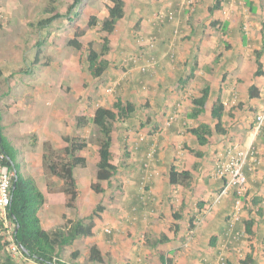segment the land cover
I'll return each instance as SVG.
<instances>
[{
  "label": "crops",
  "instance_id": "1",
  "mask_svg": "<svg viewBox=\"0 0 264 264\" xmlns=\"http://www.w3.org/2000/svg\"><path fill=\"white\" fill-rule=\"evenodd\" d=\"M124 2L123 25L117 24L109 37L111 56L119 63L118 55L124 52L143 57L152 54L157 65L146 75L138 71L122 78L123 95L133 103L135 112L128 122L121 123L118 135L114 134L117 145L123 149L119 155L121 163L113 162L118 167L116 203L112 210L106 208L101 219L96 220L93 237L76 240L65 249L92 239L91 243L97 245L104 256L110 252L119 262L118 257L122 254V260L129 259L130 264H161L158 251L164 252L171 264H200L212 260L219 251L227 255L223 250V232L234 197L231 194L214 205L215 197L224 185L214 173L232 151L250 147L257 150L256 158H250L245 172L250 200L259 202L257 208L264 210V134L254 130L256 117L264 108V76H254L256 64L249 65L252 70L250 80L241 76L245 62L249 63L254 52L264 45V0H219L220 6L213 13L210 9L217 0H195L192 6L184 0ZM108 5L109 0H89L86 4L88 16H96L102 22L108 16ZM161 11L175 13V20L160 25L155 16ZM176 31L180 34L176 35ZM151 38L156 39L153 49L147 47ZM262 62L264 70V58ZM131 69L128 72H132ZM141 83L150 84L152 91L139 93L137 86ZM251 86L259 90V97L249 98ZM207 87L210 97L205 112L197 119L190 118L193 100ZM217 100L225 105L222 122L226 134L215 131L209 143L201 146L191 130L200 124L215 130L217 122L212 118V109ZM12 110L3 111L6 114L0 112L4 135L17 150L21 173L34 177L45 196V205L38 214L42 228L47 232L55 231L67 220H74L66 207V196L58 189L53 190L54 185L60 186V183L50 177L43 166V143L60 140L61 119L56 115L59 112L52 103V108L42 113L41 121L37 123L31 112L26 115L17 111V117L13 118ZM172 117L175 120L169 124ZM36 133L43 142L41 146V141L30 139ZM140 137H144L143 142ZM190 149L203 156L197 157ZM151 150L155 151V157L145 173L144 164ZM112 152L114 157L113 149ZM82 155L87 158V166L80 167L82 171L78 175L74 170L82 192L78 208L86 199L79 177L86 176L85 169L89 167V158L84 151ZM172 168L191 172L193 178L188 188L170 184L168 174ZM50 182L54 184L51 189ZM261 218L256 217L260 224L255 225V222L253 227L250 240L254 246L264 241ZM105 220L107 224L103 223ZM108 228L113 231L115 242L127 244L126 241L131 239L132 248L124 250L122 246L113 245L104 253L101 244L106 245V240L110 239L105 231ZM103 231L108 234L107 238ZM161 234L167 235L170 241L152 247L151 239H157ZM213 237L217 238L214 244ZM25 262L35 264L30 260Z\"/></svg>",
  "mask_w": 264,
  "mask_h": 264
},
{
  "label": "rangeland",
  "instance_id": "2",
  "mask_svg": "<svg viewBox=\"0 0 264 264\" xmlns=\"http://www.w3.org/2000/svg\"><path fill=\"white\" fill-rule=\"evenodd\" d=\"M88 2L89 0H82L80 5L69 14V17H73L71 22L69 18H66V15L73 0H0V112L7 111L8 113L13 109L10 112L13 118L17 117V111L26 115L31 112L33 118H37V123H39L42 113L52 108L53 103V107L55 106L59 112L56 115L61 119L60 140L58 143H52L53 148L61 151L66 146L62 140V137L66 135L79 137L81 141L88 143L84 152L89 158V167L88 170L85 169L86 176L80 175L79 177L80 186L86 199L81 201L79 208L68 209L69 215L74 220L91 215L98 205L112 210L118 192L115 177L111 184L107 182L104 184L106 188L104 194H96L91 190L89 183L91 179L94 180L96 175L99 133L91 123L83 129L76 127L77 118L86 117L91 120L98 107L112 108L118 99L123 98L124 102L129 100L123 95L122 78L126 74H136L139 71L135 67L133 70L123 64L125 58L133 55L131 52H124L118 55L119 63L113 55L110 54L111 57H107L112 65L103 78L94 79L90 76L83 58L89 48V43L93 44L95 50L100 51L104 34L99 31L98 27L88 28L89 16L86 7ZM45 9L62 15V18L55 20L49 28L42 30L37 26L38 21L44 16L53 15L46 14ZM76 13L79 16L75 18ZM74 24L82 25L87 30L86 35L79 39L83 44L81 51L68 45L69 40L74 37ZM118 25L121 27L123 24L119 21ZM37 42L41 43L40 49L42 50L38 62L35 58L39 48L35 46ZM253 64L255 65L254 56L251 57L249 63L245 62V66L242 68L244 70L241 76L247 80L252 78V70L249 65ZM130 69L132 72H128ZM137 89L139 93L152 91L150 84L146 83L139 84ZM121 123V121L116 123L115 136L121 129ZM34 138L41 141V146L43 142L37 133L30 136V139ZM113 150V162L118 160V163H121L119 155H122V146L116 144ZM18 161L20 162L19 158ZM40 167L39 163V171ZM80 171H82L80 167L75 169L77 175ZM250 207L251 205L245 207L243 217L250 219L246 215ZM110 215L113 217L112 214ZM114 220H117V217ZM103 223L107 224V221L105 220ZM259 224L260 221L255 225L259 226ZM103 234L106 238L108 237L105 231ZM130 240L126 241L127 244H122L119 241L115 242L114 238L110 237L106 240V245L98 243L106 253L107 249L110 251L113 245L122 246L124 250L132 248L134 244ZM251 241L243 239L239 244L225 249L227 253L225 256L229 264H244L250 254L255 261L260 258L257 264H264V241L256 246ZM91 242L92 239L77 243L72 249H64L60 254V261L67 264H98L91 262L89 258L90 246L95 245ZM0 244L2 248L4 247L0 249V255L3 256L4 252H8V250L2 235H0ZM74 248L77 251L71 253ZM75 253H78L77 258H73ZM122 257L121 254L118 257L119 262H117V259L109 252L104 264H130L129 259L122 260ZM135 261L138 263L137 258ZM204 261L200 264H204ZM22 264L32 263L22 261Z\"/></svg>",
  "mask_w": 264,
  "mask_h": 264
},
{
  "label": "trees",
  "instance_id": "3",
  "mask_svg": "<svg viewBox=\"0 0 264 264\" xmlns=\"http://www.w3.org/2000/svg\"><path fill=\"white\" fill-rule=\"evenodd\" d=\"M82 0H73V3L67 10L66 18L73 21V17H69V14L76 9ZM110 5L107 6L108 16L102 22L96 16L89 17L88 28L98 27L99 31L104 34L102 37V45L100 51L93 48V44L89 43V48L83 58L90 76L94 79L103 78L107 72L111 69V61L107 58L111 53V40L110 36L115 32L119 21L125 17L126 3L124 0H109ZM220 6L219 0L210 9V12H214ZM45 13L53 14L50 17H42L37 26L39 29H47L57 19L62 18L60 14H54L52 10H46ZM79 16L75 14V18ZM216 23H214L215 25ZM74 37L69 40L68 45L75 48L77 51H81L83 44L79 40L84 37L87 30L79 24H74ZM156 41V39H155ZM41 43L35 44L38 51L35 55L36 62L39 61V56L42 52L40 49ZM139 56V55H138ZM255 64L257 70L255 77L264 76L263 70V58H264V45L261 50L254 52ZM141 59L145 57H154L152 54H145V56H139ZM133 64H129L132 67ZM249 98L259 97V90L255 86H251L249 89ZM210 97L209 87L205 88L201 92V96L193 100L194 108L190 114V118L197 119L201 116L207 107V103ZM135 112V106L130 100L118 99L112 108L107 106H100L94 111V115L91 120L86 117H78L76 127L83 129L90 123L98 130L99 138L97 141V155L98 160L96 162V175L94 180L91 182V189L96 194H104L106 192L105 183L111 184L112 179L118 173V167L113 163V152L112 149L117 144L116 138H114L116 123L121 121L122 123L128 122ZM226 114L225 105L221 100H217L214 103L212 109V118L217 122L215 130H213L207 124H200L197 128L191 130V133L196 137L199 145L205 146L209 143L211 138L216 131L218 134H226V130L223 128V118ZM2 115L0 113V152L5 155L2 165H6L9 169L14 172L12 179V192L10 205L8 207V220L15 227L14 241L21 249L24 257L15 258L9 252H4L3 256L0 255V264H22V260H30L35 264H67L60 261V254L66 247H70L76 240L91 238L94 236V229L96 227V220L101 219V215L105 211L103 205H98L91 215L85 218H79L77 220H67L62 226L58 227L55 231L47 232L42 228L41 220L39 218V211L45 205V196L39 189L34 177L24 175L21 173L19 164L17 162V150L12 147L11 143L4 135V128L1 124ZM264 134V130L262 131ZM264 136V135H263ZM62 140L66 143V146L61 151L54 149L51 142L43 143V166L45 171L50 177H54L60 186H56L49 183V187H53V190H59L66 196V207L69 209H77L78 201L82 195L79 188L78 181L74 176V170L77 167H86L87 158L82 155V152L88 147L86 141H81L79 137H73L66 135L62 137ZM197 157H202L201 152H196L190 149ZM155 157V154H154ZM147 158V157H146ZM153 161V160H152ZM148 160L146 161V163ZM151 165V164H150ZM247 168V167H246ZM145 173L148 172L144 167ZM246 171V169H245ZM169 180L172 185H182L188 188L192 182V174L189 171L179 172L172 168L169 172ZM248 178V177H247ZM145 180V177L142 181ZM224 183L226 180L220 179ZM15 184V189L13 186ZM147 184V183H146ZM224 186V185H223ZM223 188V187H222ZM220 189V191L222 190ZM145 189L147 187L145 186ZM233 197L235 193H231ZM230 194V195H231ZM222 201V200H221ZM219 201L217 204H219ZM259 202L248 201L247 205L253 206L248 209L250 219L242 217L240 222L236 225L234 232L227 236L229 229V219L233 213V207L226 218V226L224 229V239L237 236L239 239L234 240L235 242L230 244L227 243L228 248L237 245L243 241V239L250 240L253 233V227L256 222V217L263 219L264 221V210L258 207ZM175 218L179 220V216L175 215ZM3 227V223L0 220V228ZM178 228V227H177ZM113 231L109 233L112 237ZM217 238L213 237V243ZM150 245L152 247H158L159 245L167 244L170 239L167 235L161 234L157 239H151ZM7 244V243H5ZM4 248V247H3ZM0 244V249H3ZM221 253V251H219ZM220 253L216 255L212 260L204 261V264H221L219 262ZM159 259L161 264H171L172 261L166 258L164 252L158 251ZM78 253L73 255V258H77ZM105 257L101 249L97 245H93L90 248V261L98 264L105 263ZM108 257V256H107ZM217 258V259H216ZM217 260V262H216ZM256 262L251 254L248 255L247 260L244 264H253ZM225 263L229 264V261L225 259ZM78 264V263H76Z\"/></svg>",
  "mask_w": 264,
  "mask_h": 264
},
{
  "label": "built area",
  "instance_id": "4",
  "mask_svg": "<svg viewBox=\"0 0 264 264\" xmlns=\"http://www.w3.org/2000/svg\"><path fill=\"white\" fill-rule=\"evenodd\" d=\"M189 6L194 5L195 0H184ZM156 20L160 25H163L166 22H171L175 20V13L173 12H159L156 14ZM179 31H176V35H179ZM142 40L141 38L139 39ZM155 38L149 39L147 47L153 49L155 47ZM123 64L126 67H129V64H133V67L137 68L141 73L151 72L157 65V61L154 57L141 59L138 55H131L124 59ZM175 120V117L170 119L169 124ZM254 130L257 134L262 133L264 130V108L261 113L256 117ZM140 142L144 141V137L139 138ZM155 151L151 150L147 153L148 162L144 164V167L150 169V164L154 159ZM257 150L254 147L248 149H237L230 153V156L225 162L220 163L214 173L216 179H224V186L222 190L216 195L214 200V205L219 201L223 200L225 197L229 196L231 193H235L234 196V205L233 213L229 219V229L226 232L227 236L231 235L234 232V229L241 218L244 216V209L246 202L248 200V178L245 172V169L248 165L250 158H256ZM5 155L0 152V220L3 223V227L0 228V235L4 237L5 243H7L8 252L15 258L24 257L21 249L14 241V231L15 227L8 220V207L11 200L12 192V179L14 177V172H12L8 166L2 165ZM145 180L142 181L144 184ZM108 234L112 232L111 229L105 230ZM240 233L237 232V236L233 239H226L225 248L228 249L227 243H234V240L239 239ZM225 253L221 251L219 256V262L221 264L225 263Z\"/></svg>",
  "mask_w": 264,
  "mask_h": 264
},
{
  "label": "clouds",
  "instance_id": "5",
  "mask_svg": "<svg viewBox=\"0 0 264 264\" xmlns=\"http://www.w3.org/2000/svg\"><path fill=\"white\" fill-rule=\"evenodd\" d=\"M247 197H248L247 202H248V201L250 202L251 200H250V195H249V183H248V195H247ZM247 202H246V206H247ZM248 205H250V204H248ZM246 206H245V207H246ZM252 207H253V206H251V208H252Z\"/></svg>",
  "mask_w": 264,
  "mask_h": 264
},
{
  "label": "water",
  "instance_id": "6",
  "mask_svg": "<svg viewBox=\"0 0 264 264\" xmlns=\"http://www.w3.org/2000/svg\"><path fill=\"white\" fill-rule=\"evenodd\" d=\"M13 189H15V184H14V186H13Z\"/></svg>",
  "mask_w": 264,
  "mask_h": 264
}]
</instances>
